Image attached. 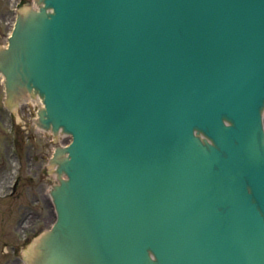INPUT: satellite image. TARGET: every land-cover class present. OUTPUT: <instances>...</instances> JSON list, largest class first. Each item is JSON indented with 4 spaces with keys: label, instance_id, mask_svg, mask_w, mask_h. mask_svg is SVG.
I'll list each match as a JSON object with an SVG mask.
<instances>
[{
    "label": "water",
    "instance_id": "obj_1",
    "mask_svg": "<svg viewBox=\"0 0 264 264\" xmlns=\"http://www.w3.org/2000/svg\"><path fill=\"white\" fill-rule=\"evenodd\" d=\"M36 2L6 103L72 140L27 264H264V0Z\"/></svg>",
    "mask_w": 264,
    "mask_h": 264
},
{
    "label": "rangeland",
    "instance_id": "obj_2",
    "mask_svg": "<svg viewBox=\"0 0 264 264\" xmlns=\"http://www.w3.org/2000/svg\"><path fill=\"white\" fill-rule=\"evenodd\" d=\"M19 1L0 0V44H5ZM32 2L25 0L22 5H32ZM16 115V128H9L6 110L0 107V192L4 190L7 193L6 188L19 165L22 175L16 194L0 200V264H23L11 253L12 246H17L19 253H23L29 243H23V232L30 230V225H33L36 232H31V237L38 234L49 226L54 216L46 195L56 179L47 168V159L57 142H53L48 134L34 125L32 105L30 108L18 107Z\"/></svg>",
    "mask_w": 264,
    "mask_h": 264
},
{
    "label": "bare ground",
    "instance_id": "obj_3",
    "mask_svg": "<svg viewBox=\"0 0 264 264\" xmlns=\"http://www.w3.org/2000/svg\"><path fill=\"white\" fill-rule=\"evenodd\" d=\"M35 6H39V5L35 4ZM33 102H34L35 106H37L38 104H41L40 97H39V98L36 97V99H33ZM64 143H65V142H64ZM64 143H63V144H64ZM34 241H35V240H34ZM31 244H32V243H31ZM31 244L28 246L29 249H31Z\"/></svg>",
    "mask_w": 264,
    "mask_h": 264
}]
</instances>
